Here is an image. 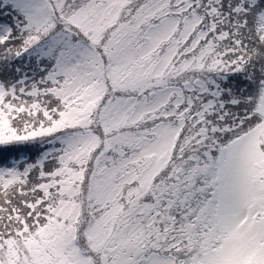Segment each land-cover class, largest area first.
<instances>
[{
	"label": "snow or ice",
	"instance_id": "obj_1",
	"mask_svg": "<svg viewBox=\"0 0 264 264\" xmlns=\"http://www.w3.org/2000/svg\"><path fill=\"white\" fill-rule=\"evenodd\" d=\"M0 264H264V0H0Z\"/></svg>",
	"mask_w": 264,
	"mask_h": 264
}]
</instances>
